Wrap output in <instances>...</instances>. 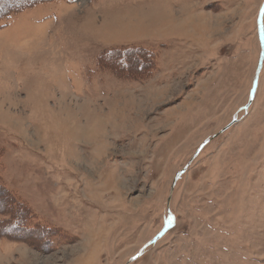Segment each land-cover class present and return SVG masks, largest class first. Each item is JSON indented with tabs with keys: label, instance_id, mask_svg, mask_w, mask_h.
I'll return each mask as SVG.
<instances>
[{
	"label": "rangeland",
	"instance_id": "rangeland-1",
	"mask_svg": "<svg viewBox=\"0 0 264 264\" xmlns=\"http://www.w3.org/2000/svg\"><path fill=\"white\" fill-rule=\"evenodd\" d=\"M262 9L43 0L0 18V264H264ZM112 47L128 71L96 66Z\"/></svg>",
	"mask_w": 264,
	"mask_h": 264
},
{
	"label": "trees",
	"instance_id": "trees-1",
	"mask_svg": "<svg viewBox=\"0 0 264 264\" xmlns=\"http://www.w3.org/2000/svg\"><path fill=\"white\" fill-rule=\"evenodd\" d=\"M6 1L4 0H0V18L3 19H7L10 15L12 14H16L19 13L23 10H25L26 8H30L32 6L37 5L40 2H43V0H13V3L11 4H6ZM114 50H105L103 51L99 57H96V66H99L101 69H105L104 66H107V70L110 69L112 71H114L115 73H117L118 68L121 69L116 62H119L120 60L122 61L123 66L127 69L126 71H128L129 69V64L130 63V57L128 56L130 51H133L132 49L129 48H124V47H112ZM109 49V48H108ZM117 51L120 52V57H116L114 58L118 53ZM126 51V52H125ZM136 53L137 55L139 54L137 51L133 52ZM140 55V54H139ZM136 56L137 57H142L141 56ZM121 58V59H120ZM116 59V60H115ZM134 59V58H133ZM104 63H109V66L104 64ZM121 72H125V69H122ZM0 190L4 193V191L2 190V188L0 187ZM5 194V193H4ZM14 202L11 200H8V204H13ZM22 205H19V211L22 210ZM18 219V218H17ZM19 221V220H17ZM4 224H9L7 222H4Z\"/></svg>",
	"mask_w": 264,
	"mask_h": 264
},
{
	"label": "water",
	"instance_id": "water-1",
	"mask_svg": "<svg viewBox=\"0 0 264 264\" xmlns=\"http://www.w3.org/2000/svg\"><path fill=\"white\" fill-rule=\"evenodd\" d=\"M263 56H264V49L262 50V54H261V58H260V65H261V60H262V58H263ZM260 67V66H259ZM257 78V77H256ZM250 104V100H249V103H248V105ZM247 105V106H248ZM246 106V107H247ZM236 122V119L235 118H233L232 120H231V122H230V124L227 126V127H225L224 129H226V128H228L229 126H231L232 124H234Z\"/></svg>",
	"mask_w": 264,
	"mask_h": 264
},
{
	"label": "snow or ice",
	"instance_id": "snow-or-ice-1",
	"mask_svg": "<svg viewBox=\"0 0 264 264\" xmlns=\"http://www.w3.org/2000/svg\"><path fill=\"white\" fill-rule=\"evenodd\" d=\"M262 12H264V9H262ZM171 222V218H169V223Z\"/></svg>",
	"mask_w": 264,
	"mask_h": 264
},
{
	"label": "crops",
	"instance_id": "crops-1",
	"mask_svg": "<svg viewBox=\"0 0 264 264\" xmlns=\"http://www.w3.org/2000/svg\"><path fill=\"white\" fill-rule=\"evenodd\" d=\"M95 63H96V58H95ZM91 66H93V64H91ZM88 81H86V83H87Z\"/></svg>",
	"mask_w": 264,
	"mask_h": 264
}]
</instances>
